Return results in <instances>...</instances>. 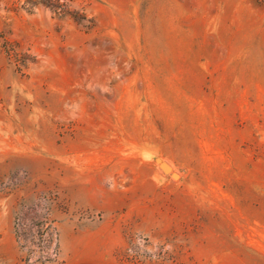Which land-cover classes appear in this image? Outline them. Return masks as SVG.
Masks as SVG:
<instances>
[{
	"label": "rangeland",
	"instance_id": "1",
	"mask_svg": "<svg viewBox=\"0 0 264 264\" xmlns=\"http://www.w3.org/2000/svg\"><path fill=\"white\" fill-rule=\"evenodd\" d=\"M72 6L0 0V264H264V3Z\"/></svg>",
	"mask_w": 264,
	"mask_h": 264
},
{
	"label": "trees",
	"instance_id": "2",
	"mask_svg": "<svg viewBox=\"0 0 264 264\" xmlns=\"http://www.w3.org/2000/svg\"><path fill=\"white\" fill-rule=\"evenodd\" d=\"M22 7L28 11H34L39 7H45L61 17H70L76 21H89V28L94 27V22L87 18L85 9H75L72 6L74 0H21ZM264 3V0H258Z\"/></svg>",
	"mask_w": 264,
	"mask_h": 264
},
{
	"label": "water",
	"instance_id": "3",
	"mask_svg": "<svg viewBox=\"0 0 264 264\" xmlns=\"http://www.w3.org/2000/svg\"><path fill=\"white\" fill-rule=\"evenodd\" d=\"M162 166H163L165 169H170V166H169L167 163H162Z\"/></svg>",
	"mask_w": 264,
	"mask_h": 264
}]
</instances>
